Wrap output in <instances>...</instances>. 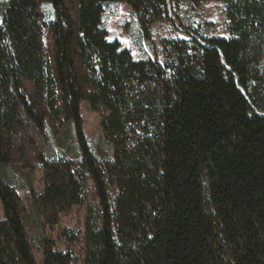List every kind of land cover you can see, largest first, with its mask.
Returning <instances> with one entry per match:
<instances>
[{
  "label": "trees",
  "instance_id": "16d2710c",
  "mask_svg": "<svg viewBox=\"0 0 264 264\" xmlns=\"http://www.w3.org/2000/svg\"><path fill=\"white\" fill-rule=\"evenodd\" d=\"M205 1L8 0L0 164H44L32 196L45 225L94 199L82 258L47 240L43 264H264V0H215L230 37L168 39L162 60L133 58L102 25L107 2L130 5L146 35L180 3ZM83 101L101 116L111 159L89 148ZM67 121L80 159L45 160L47 126ZM0 201V264H38L20 199L2 179Z\"/></svg>",
  "mask_w": 264,
  "mask_h": 264
},
{
  "label": "rangeland",
  "instance_id": "374dc122",
  "mask_svg": "<svg viewBox=\"0 0 264 264\" xmlns=\"http://www.w3.org/2000/svg\"><path fill=\"white\" fill-rule=\"evenodd\" d=\"M8 0H0V21ZM46 20H50L52 11L48 3L43 4ZM171 21H160L150 25L147 34L137 20L130 5L125 2H107L103 4L102 25L108 31V40H117L130 50L133 58L143 59L156 56L163 58V45L168 39L188 38L189 34L198 39L211 37H230L225 5L221 1L209 0L198 6L180 3L171 14ZM83 131L90 150L96 158L111 159L113 148L105 138L101 127V116L93 111L88 102L80 104ZM46 144L43 149L44 158L52 160H79L80 148L75 137L72 121L64 122L54 130L46 128ZM44 164L34 163L32 167L23 168L19 164H0V179L8 182L16 191L23 210V220L38 264L44 262V249L47 240H52L55 248L70 250L82 258L84 223L86 208L94 199L89 198L85 204L73 206L69 212L61 214L58 223L45 225L38 203L32 194H41L44 186ZM206 184V183H205ZM207 211H212L209 198H206ZM3 219V208L0 201V220ZM220 246L221 258L230 259L231 251L222 240L216 242Z\"/></svg>",
  "mask_w": 264,
  "mask_h": 264
}]
</instances>
